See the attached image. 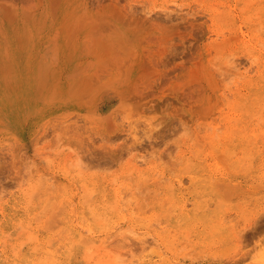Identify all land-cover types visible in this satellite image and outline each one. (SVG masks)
<instances>
[{
  "label": "rangeland",
  "instance_id": "374dc122",
  "mask_svg": "<svg viewBox=\"0 0 264 264\" xmlns=\"http://www.w3.org/2000/svg\"><path fill=\"white\" fill-rule=\"evenodd\" d=\"M263 108L264 0H0V264H263Z\"/></svg>",
  "mask_w": 264,
  "mask_h": 264
},
{
  "label": "bare ground",
  "instance_id": "6f19581e",
  "mask_svg": "<svg viewBox=\"0 0 264 264\" xmlns=\"http://www.w3.org/2000/svg\"><path fill=\"white\" fill-rule=\"evenodd\" d=\"M107 61H108V60H107ZM107 63H108V62H107ZM105 64H106V63H105ZM108 64H109V63H108ZM99 66H100V65H99ZM98 69H99V68H98ZM101 69H102V68H101ZM102 70H103V69H102ZM93 77H94V76H93ZM81 81H82V80H81ZM85 82H87V81H85ZM85 84H86V83H85ZM85 84H83V85H85ZM78 85H79V84H78ZM79 86H80V85H79ZM89 86H91V84H90ZM71 87H72V86H71ZM244 98H245V97H244ZM263 109H264V108H263ZM261 258H262V257H261ZM263 259H264V258H263ZM263 259H262V260H263ZM260 260H261V259H260ZM260 263H263V262L260 261ZM263 264H264V263H263Z\"/></svg>",
  "mask_w": 264,
  "mask_h": 264
}]
</instances>
